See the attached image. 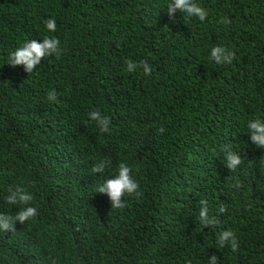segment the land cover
Here are the masks:
<instances>
[{"label": "trees", "instance_id": "trees-1", "mask_svg": "<svg viewBox=\"0 0 264 264\" xmlns=\"http://www.w3.org/2000/svg\"><path fill=\"white\" fill-rule=\"evenodd\" d=\"M195 2L206 20L169 18V0H0V214L24 207L5 199L15 186L38 210L0 230V264H264V149L247 128L264 120V0ZM45 37L61 41L59 58L29 75L7 64ZM216 46L231 64L210 59ZM127 60L151 74L127 72ZM96 110L108 133L89 119ZM226 145L242 158L235 171ZM99 160L108 168L92 173ZM120 163L141 195L113 209L95 189ZM201 199L216 227L199 223ZM224 230L237 251L217 245Z\"/></svg>", "mask_w": 264, "mask_h": 264}, {"label": "clouds", "instance_id": "clouds-1", "mask_svg": "<svg viewBox=\"0 0 264 264\" xmlns=\"http://www.w3.org/2000/svg\"><path fill=\"white\" fill-rule=\"evenodd\" d=\"M185 14L186 18H198L200 21H204L207 18V12L204 8L199 6L195 0H169L167 3V15L169 18L174 17L176 12ZM223 24H228L226 18L220 21ZM46 29L49 32L56 31L55 19H49L45 22ZM61 41L53 37H45L42 42H37L35 39L25 42L21 47L11 52L8 56L7 64L16 68L22 66L24 71L29 75L41 64V60L46 57L59 56L62 54L60 50ZM210 59L216 64H231L235 59V53L225 47L216 46L212 48ZM126 70L129 73L143 71L144 75L151 74V67L146 61H141L139 64L132 61H125ZM47 99L49 101L57 100V93L55 91L49 92ZM89 119L94 121L98 126L101 133H108L110 131L111 121L108 117L101 114L99 110L92 111L89 114ZM248 135L251 142L260 149H264V120L254 119L250 120L247 124ZM165 129L160 127L158 129L159 134H163ZM224 161L225 166L229 171H235L241 164L242 158L236 151L232 150L230 145H226L224 148ZM109 166V161L99 160L91 168L92 173H104ZM133 169L126 163H120L114 178L106 179L96 187V192L101 195H106L109 198L110 205L113 209H122L126 207V204L122 202V198L125 196H139L141 195L139 188L140 185L134 179L132 175ZM8 195L6 201L10 205H23L22 209L15 215H3L0 214V230L12 231L16 222L24 224L29 220H33L38 215L37 207L30 206L34 197L27 188L22 186H15L8 188ZM199 223L204 228L216 227L219 224L217 216L210 215L209 204L206 199L199 201ZM227 209L220 206L218 213H224ZM217 245L221 248L229 246L232 251H237L239 248V241L237 240L235 233L231 230H224L218 233ZM208 264H218V257L211 255Z\"/></svg>", "mask_w": 264, "mask_h": 264}]
</instances>
